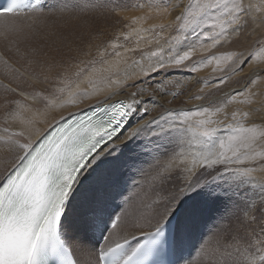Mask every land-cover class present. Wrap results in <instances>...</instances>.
<instances>
[{"label": "snow or ice", "instance_id": "6c2138e0", "mask_svg": "<svg viewBox=\"0 0 264 264\" xmlns=\"http://www.w3.org/2000/svg\"><path fill=\"white\" fill-rule=\"evenodd\" d=\"M46 9L6 0L0 37L36 35ZM57 10L142 15L126 17L95 55L40 73L0 54L13 79L55 81L31 92L3 86L23 99L7 101L0 126V264H264V0H73ZM206 68L188 95L200 104L157 99L185 94V82L162 72ZM69 107L78 111L47 122ZM133 174L148 184L136 207L121 190ZM202 227L195 255L183 256Z\"/></svg>", "mask_w": 264, "mask_h": 264}, {"label": "rangeland", "instance_id": "374dc122", "mask_svg": "<svg viewBox=\"0 0 264 264\" xmlns=\"http://www.w3.org/2000/svg\"><path fill=\"white\" fill-rule=\"evenodd\" d=\"M48 1H54V4L51 6L54 10L51 13H48L47 9L45 10V25L38 29L36 35H33L26 40H19L11 44L9 41L13 40V37L10 36L7 40L0 37V54H2L3 59L7 60L13 69L19 68L21 72H24L27 69L29 72L34 71L40 73L42 71L40 65H66L67 63L74 62L73 57L84 58V52H91L95 55L97 46L107 43L115 33L121 30H126L123 28V25L130 22L126 17L142 15V13L134 10L121 13L119 17H102L95 14H77L72 12L60 13L57 9L64 3L71 4L73 0ZM25 15L32 16L33 14L27 13ZM168 19H171V17ZM160 22L161 20L157 18L150 20L147 23L152 24ZM145 26H147V24ZM17 49H19V51H17ZM33 50H35V52H33ZM29 59L38 63L28 65L27 61ZM59 70V67H54L51 74L52 77H54L56 71ZM210 73L211 68H206L195 74V77L184 69H169L164 71L157 77V79H172L185 82L182 88V91H184L185 94L176 100H172L170 95L158 96L157 99H160V103L164 104L167 108H190L193 105L200 104V101L195 100L189 102L188 95L189 93L197 92L198 88L201 86L197 83V78L206 77ZM54 83V79H50V82L44 85L34 84L33 81L25 80L24 78H21L20 80L13 79V75L9 72V69L5 68L3 62L0 61V126H3L4 113L8 107H10V105L7 104V101L23 99L16 94H6L3 87L4 85L16 87L18 92L20 90L31 92L33 87H47L51 90ZM128 90L131 91V89ZM169 90H174V85H170ZM224 91H228V89H224ZM217 95L221 94L218 93ZM170 100L172 103H168ZM89 102L91 101H86L85 103ZM25 103L31 104V101H26ZM35 107H42V105H35ZM71 109L73 108L69 107L62 110L50 111L49 115L52 114L55 117L59 114L67 113ZM160 111V108H155L152 110L151 115L155 116ZM150 163H154V161ZM143 167L147 170L149 164H144ZM256 175L260 176L264 175V173L257 172ZM145 180L146 178L138 174H133L127 177L125 184L121 185V190H124V188L127 187L128 193L133 195L132 207H136L140 203L138 196H142L143 192L148 190V184L144 182ZM135 181L144 182L143 189L136 187L134 184ZM128 230L131 231L132 229L129 228ZM203 231L204 229L202 227L192 234L189 242L182 251L183 256L190 257L194 253V250L203 235ZM101 243L103 242L101 241ZM200 262L201 264H207V258L201 257Z\"/></svg>", "mask_w": 264, "mask_h": 264}, {"label": "bare ground", "instance_id": "6f19581e", "mask_svg": "<svg viewBox=\"0 0 264 264\" xmlns=\"http://www.w3.org/2000/svg\"><path fill=\"white\" fill-rule=\"evenodd\" d=\"M20 16H21V17H24V16H26V15H20ZM16 52H17V51H16ZM9 53H10V52H9ZM3 54H4V53H3ZM16 56H18V55H16ZM128 92H130V90H126L125 93H124L123 95H121V96H119V97H114L113 99H114V100H115V99H124V98H126ZM160 98H163V97H160ZM158 100H160V99H158ZM89 103H94V101H91V102H89ZM89 103L82 104V105L79 106V107H80V108H84V107H86V105L89 104ZM34 107H35V105H34ZM72 110H73V111H72ZM76 111H78V109H77V108H73V109L69 110L68 112H76ZM68 112H67V113H68ZM67 113L59 114L58 116H55V117H54V115L50 114V115H48V117H47V122H52L54 119L58 120L59 117H60L61 115H67ZM54 114H55V113H54ZM56 115H57V114H56ZM37 126L40 127L41 129H44L47 125H46V123H41V124H38Z\"/></svg>", "mask_w": 264, "mask_h": 264}]
</instances>
